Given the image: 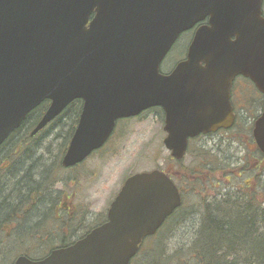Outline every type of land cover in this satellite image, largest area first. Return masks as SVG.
<instances>
[{
	"label": "water",
	"instance_id": "95a60500",
	"mask_svg": "<svg viewBox=\"0 0 264 264\" xmlns=\"http://www.w3.org/2000/svg\"><path fill=\"white\" fill-rule=\"evenodd\" d=\"M206 17L186 59L162 73L180 34ZM238 75L264 93L262 0H0V146L45 100L32 135L82 99L64 167L102 147L118 119L151 107L164 110V145L181 160L190 138L232 127ZM253 134L264 153V110ZM181 204L166 171L135 173L106 223L40 261L14 264H131Z\"/></svg>",
	"mask_w": 264,
	"mask_h": 264
},
{
	"label": "rangeland",
	"instance_id": "374dc122",
	"mask_svg": "<svg viewBox=\"0 0 264 264\" xmlns=\"http://www.w3.org/2000/svg\"><path fill=\"white\" fill-rule=\"evenodd\" d=\"M191 35L185 32L179 37L162 62V72L166 73L170 71L184 58L191 42ZM251 99H254V97L252 96ZM252 102L253 100H251ZM251 103L246 106L245 111L240 110L243 112V117H246L245 123L243 121L239 122L229 132H221L215 136H208L207 138L199 137L198 139L190 141L188 154L181 161L182 163L175 162L171 158L170 151L164 145L163 140L166 136V132L163 129L164 113L160 108L149 109L135 118L119 120L115 132L103 149L93 156L88 157L73 171L63 170L60 173L61 178L70 175V179L74 180L73 182L69 181L65 185V192L67 194L64 198V203L71 205L73 201L79 211L85 212L86 209H89L93 216L96 214H105L109 202L116 196L124 180L129 175L154 169L168 170L174 176V180L178 186L183 189L184 204L176 213L177 215L165 224L158 235L151 238L147 243L145 242L146 244L141 248L142 250L135 264H145L150 258L152 260L154 257L159 259L163 246L167 241V236H170L169 238L171 239L168 243L166 253L174 255L172 259L166 262L167 264H190L191 261L194 262L193 258L191 261L189 260L191 256H189L187 251L181 253L179 251L187 250L186 248L189 245L186 244L191 241L201 222L200 214H190L189 211L198 208L201 194L208 192L233 193L235 192L236 186H243L244 180L251 175L252 169L243 163L244 160L241 161L240 159L244 154L243 148L246 137L250 135V125L247 122L249 119L251 122L253 116L260 111V108H257L255 111ZM255 104L258 105L256 102ZM70 130L71 124L70 122L67 123V120L59 124L58 127L47 128L49 133L54 132L50 140L57 137V140L52 141L54 148H57L58 144L69 135ZM45 142V135L40 136L34 142V144L36 143L34 150H38L37 154H40V150L41 152L43 150L39 146V143L45 144ZM245 149L247 150V148ZM195 153L201 157L202 161L216 164V170L214 172L209 171L205 167V164L203 165L204 168L200 167L201 165L194 157ZM223 156L232 158V166H227L223 162ZM248 159L250 162L253 160L251 156ZM181 164L185 168L186 166H192L193 171L191 172L202 170L201 173L199 172L201 178L208 179L209 174H211L213 176L212 181L218 183L216 180H220L221 182L220 184L214 183L212 186L211 184L210 186L204 185L202 189L198 187L195 189L194 185L189 182L188 177L183 175V173L189 174V170L185 171ZM223 168L228 173L224 174ZM226 179H229L230 182ZM56 186L61 188V184H57ZM255 191L260 196V182L258 183V187L255 188ZM177 221L180 222L175 226ZM173 227L175 228V233L172 234ZM30 231L36 232L37 228L30 226L26 232L29 233ZM32 241L34 242L33 239ZM17 251L18 242L12 243L6 250L2 264H11Z\"/></svg>",
	"mask_w": 264,
	"mask_h": 264
},
{
	"label": "flooded vegetation",
	"instance_id": "af4514ba",
	"mask_svg": "<svg viewBox=\"0 0 264 264\" xmlns=\"http://www.w3.org/2000/svg\"><path fill=\"white\" fill-rule=\"evenodd\" d=\"M262 17L264 18V0H262ZM207 24H209V17H206L204 20L199 21L198 23H196V25L193 28L185 31L192 34L191 42L195 36L197 29ZM187 54H188V50L184 58L181 59V61L186 59ZM176 66L177 64L170 71L166 73H171ZM252 96L254 97V99H251ZM231 100H232L234 112L236 113V121L233 129L237 126L239 122L242 121L244 123L246 122V117H243L242 115L243 112L241 111L242 110L245 111L246 106L250 105L251 100H253L251 104H253V108L255 111L257 108H260L258 116L255 117L254 115L251 122L250 119L247 122V124L250 125V135L249 137L248 136L246 137V141L244 143V148H243L244 154L242 157H240L241 161L244 160L243 163L252 169L251 170L252 172L250 171L251 175L248 176L246 180H244L243 186L241 187L236 186L235 192L233 193L208 192L205 194H201L198 208L191 209L189 213L192 212V214H200L201 216L204 217L205 216L207 217L208 215L210 216V214L218 217H222L223 215H231L233 213H237L238 211L236 209L234 210L225 209L222 208L221 206L214 208L216 204L221 205L222 203L225 206L229 205L233 207H237L241 205V206H246L248 208L243 210V213L250 216V219L252 221L251 224H255L254 218L252 217V215H254L255 213V202L257 203L262 202V212H264V154L261 152L254 139L253 128L256 120L258 119L260 113L264 108V93H262L257 89L254 82L249 77H246L244 75H239L234 79L231 87ZM255 102L258 105H256ZM82 108H83L82 100H79V105L76 102H73L51 123H49V125H47V127L44 128V130H42L41 132L35 135H32V130L35 128L37 124H34L33 128L30 129L28 122L29 116H28V118L24 123V127L28 126L27 127L28 130L24 129L23 131H21L23 133V136L11 135L9 138V139L12 138L10 142L16 141L17 144L4 143L3 145L0 146V172H3L9 168H17L18 166L21 168H24L26 166L25 168H27L30 165V152H31V148L34 147L35 145V144H30V139H29L30 136L35 140H37V138H39L40 136L42 137L43 135H45V139H46L45 144L39 143V146L43 150L65 151L61 155V159H60L61 168L59 169V173L56 176L58 178L49 185L42 182L40 178L39 180L40 188L37 191L38 194L30 193L29 186L24 187V189L27 191V194L25 195V199L24 197H22V199L25 200L23 206L21 205L22 201L20 203L18 202L19 197L17 198V202H14V198H4L2 192H0V225L2 226V231L5 232V235L0 236L1 248L5 250L0 253L2 256H5L6 250L11 246L12 243L18 242V245H20L22 240L23 243H21V247L18 249L16 255L14 256L15 260L18 259L20 256H26L32 260H41L47 257L54 249L63 248L74 244L79 239L85 237L94 228L108 221V211L113 201L115 200L116 196L118 195L119 191L123 187L127 178L124 180L116 196L113 198L112 201L109 202L105 214H96L93 216L92 212H90L89 209H86L85 212L79 211L78 207L74 205L73 201L71 202V205L64 203V198L66 197L67 194V192H65V185H67L69 181L73 182L74 180L70 179L69 177L70 175H66L64 178H61L60 173L63 170L73 171L75 168L79 167L81 163L71 167H63L62 160L69 147L71 138L76 130V127L78 125ZM152 109H154V107ZM43 115L41 116V118L43 117ZM65 120H67V123L70 122L71 132L69 133L67 139H64L60 144H58L57 148H54L52 141L57 139L54 137L52 140H50L54 132L49 133V131H47V128L49 127L51 128L55 126L58 127L59 124H61ZM118 122L119 120L117 121V124ZM28 131H30V133L25 137L26 143L21 144L20 141L25 136V134H27ZM221 132H229V130L221 129L216 133H209V134L201 135L200 137L207 138L208 136H215ZM106 144L102 148L94 151L90 156H93L95 153L99 152L101 149H103L106 146ZM245 148H247V150ZM22 152L24 153V156H20ZM249 156L253 158L251 162L248 159ZM20 157H23L24 160L17 161L16 158H20ZM45 158H47V156H45ZM231 160L232 158L223 156V162L226 163L227 166L230 165L232 166L233 162ZM42 179L45 182L47 181L46 178H42ZM11 180H13V178L8 176L0 177V181L3 183H7V182L9 183ZM27 180H29V177H23L22 179H20V181H24V182H27ZM188 180L191 184L194 185L195 189L197 187L202 189L204 185L210 186L211 184L212 186L214 183H217L212 180H208L206 178H201V177H188ZM226 180L230 182L229 179ZM259 182H260V190H261L260 196H258L257 195L258 193L255 191V188L258 187ZM57 184H61V188H58L56 186ZM217 184H220V182L218 181ZM5 188H6V184L5 186L0 187V190ZM180 190L182 191V195H183V189ZM71 196H73V194H71ZM254 198L256 199V201L253 202ZM14 216H17L18 218L22 219L21 220L22 224L19 227V231L16 233L14 231L15 229L14 220L12 219L13 221L7 222V225L5 226L4 225L5 222H3L2 219L3 217L11 218ZM95 220L97 221L95 222ZM165 224L166 222L164 223V225ZM164 225H162V227L157 231L155 235H158L160 233ZM258 225L259 223L255 224L254 227H258ZM30 226L36 227L37 231L36 232L30 231L29 233H27L26 231L29 230ZM155 235L151 236L150 238L149 237L146 238L144 240V243L145 242L147 243L149 239L154 238ZM9 237H11L12 242L7 241ZM32 239L34 240V242L32 241Z\"/></svg>",
	"mask_w": 264,
	"mask_h": 264
},
{
	"label": "trees",
	"instance_id": "16d2710c",
	"mask_svg": "<svg viewBox=\"0 0 264 264\" xmlns=\"http://www.w3.org/2000/svg\"><path fill=\"white\" fill-rule=\"evenodd\" d=\"M79 105V100H75ZM49 104V101L43 102L39 107H37L30 115H29V128L32 129L34 124H37L39 120L41 119V116L46 111L47 106ZM262 105V104H261ZM258 116V114L255 115V117ZM25 123V122H24ZM24 123L22 127L17 130L13 135H21V131L28 130V126L24 127ZM26 126V124H25ZM71 132V130H70ZM30 133V131L25 134V136L20 141L21 144L26 143L25 137ZM12 135V136H13ZM69 135L65 137L67 139ZM57 139V137H55ZM30 144H34V141H36L31 136L29 137ZM12 140L9 139L5 142V144H17L16 141L10 142ZM36 144V143H35ZM38 150H34V147L31 148L30 152V165L27 168H9L3 172H0V177L2 176H8L13 178L9 183H3L0 181V187L5 186L6 188L0 190L2 192V195L4 198H14V202H17V198L19 197L18 202L21 203V205H24V201L22 197L25 199V195L27 194V191L24 189V187L29 186L30 187V193L32 194H38V190L40 188L39 180L41 178V181L45 184L53 183L54 179L56 178L57 174L59 173V169L61 168L60 159L61 155L65 152L64 150H47L41 152L40 154H37ZM36 155V157H35ZM20 156H24V153L22 152ZM47 156V158H45ZM194 157L197 159V162L201 165L200 167H205L211 171L214 172L216 170V167L212 163H207L205 161L201 160V157L198 154H194ZM220 157V156H219ZM17 161L24 160L23 157L16 158ZM51 163V164H50ZM182 163V162H181ZM207 163V164H206ZM213 166H212V165ZM183 169L185 171H188L189 174L183 173L185 177H200L199 172L201 171H193L192 166H186V168L181 164ZM16 167V166H14ZM191 168V169H189ZM202 168V169H203ZM196 170V169H195ZM223 173H228L223 168ZM23 177H29V180L27 182L20 181ZM215 177V176H214ZM42 178H46L47 181H43ZM204 178V177H203ZM213 176L209 174L208 180H212ZM221 182L220 180H216ZM247 201V200H246ZM256 201V199H253V202ZM221 206L225 209H236L238 212L233 213L231 215H223L222 217H218L215 215H208L207 217L201 216V222L199 224V228L195 231L193 238L191 241H189L186 245H189L186 249L187 250H179L180 253L183 251H187L189 256L191 258L190 261L194 260V262L191 261L190 264H264V212H262V202L257 203L255 202V213L252 215L254 218L255 224L259 223L258 227H254L255 224H251L252 221L250 219V216L243 213V210L248 209L246 206H225L221 203V205H215L214 208H217ZM180 207L173 215L172 217L176 216L177 212L181 209ZM260 209V210H259ZM244 214H242V213ZM192 214V212L190 213ZM172 217L170 219H172ZM4 225H7V222L13 221L15 222V233L19 231V227L21 226L22 222L20 218L17 216L14 217H3ZM13 219V220H12ZM169 219V220H170ZM180 221H177L175 226ZM174 226V227H175ZM173 227L172 234L175 233V228ZM5 235V232L2 231V226L0 225V236ZM169 235V234H168ZM7 237V235H6ZM168 239L165 242L163 249L160 253L159 259L150 260L145 264H165L170 259L173 258V254H167L166 250L168 249V243L171 238L170 236H167ZM10 240V241H9ZM8 242H12L11 237L7 239ZM21 243L23 241L21 240ZM18 245V249L21 247ZM0 253L3 250L1 248V242H0ZM4 257L0 254V264L4 262ZM14 259V258H13ZM137 259V258H136ZM134 260L133 264L136 263L137 260ZM5 264V263H4ZM12 264V263H11ZM167 264V263H166Z\"/></svg>",
	"mask_w": 264,
	"mask_h": 264
}]
</instances>
